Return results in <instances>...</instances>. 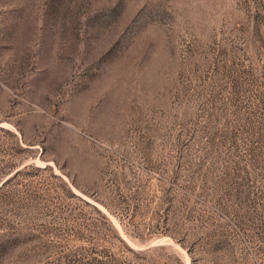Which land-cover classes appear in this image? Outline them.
I'll use <instances>...</instances> for the list:
<instances>
[{
  "label": "rangeland",
  "instance_id": "obj_1",
  "mask_svg": "<svg viewBox=\"0 0 264 264\" xmlns=\"http://www.w3.org/2000/svg\"><path fill=\"white\" fill-rule=\"evenodd\" d=\"M0 264H264V0H0Z\"/></svg>",
  "mask_w": 264,
  "mask_h": 264
}]
</instances>
